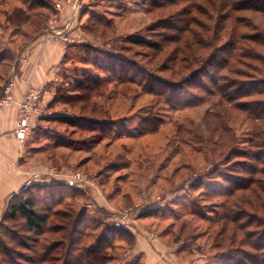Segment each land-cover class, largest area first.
Returning a JSON list of instances; mask_svg holds the SVG:
<instances>
[{"label": "rangeland", "instance_id": "rangeland-1", "mask_svg": "<svg viewBox=\"0 0 264 264\" xmlns=\"http://www.w3.org/2000/svg\"><path fill=\"white\" fill-rule=\"evenodd\" d=\"M36 1L0 0V49L7 50L13 37L15 42L25 39L26 28L7 23L6 9L14 4L33 14L31 36L52 29L69 31L68 37L74 38L52 87L55 93L49 107L39 89L30 88L25 94L36 89L44 110L32 115L24 139L30 147L25 155L33 156L27 166L47 171L43 178L54 176L85 191L68 190L63 205L57 204L53 212L86 210L78 225L91 235H99L111 223L125 226L130 234L124 233L127 241H116L112 264H235L239 252H252L249 245L261 242L259 233L264 229L258 224L264 218L260 209L264 173L252 176V189L262 187L255 196L248 188L232 198L220 194L241 177L238 169L248 162L241 153L253 155L259 150L252 143L264 141V120L253 119L240 108L239 100L220 98L205 73L187 79L229 40L220 31V15L227 13L228 1L227 21L230 27L238 25L239 33H252L248 23L260 24L263 14L239 10L240 6L233 9L240 0H72L69 12L68 0H42L34 5ZM81 3L85 5L77 16ZM62 25L63 29L57 28ZM140 39L156 42L158 47L133 42ZM177 56L192 64L175 65L171 59ZM246 61L251 68L238 70L237 66L240 72L226 70L224 75L236 81L260 76L255 68L262 65ZM146 80H153L158 88L154 90ZM199 80L217 93L200 90L195 84ZM162 81L165 84H158ZM8 88L0 99L9 91L13 102L2 106L18 103L19 108L25 96L17 101L13 85ZM79 89V95L90 92L89 100L77 97ZM102 122L109 123L106 130ZM249 165L264 169V163ZM46 184H31L24 193L36 197L40 211L51 205L45 192L50 189L41 188ZM229 203L238 204L232 208L240 211L236 222L221 219ZM24 222L20 216L2 215L0 251L15 247L19 256L11 260L0 256V264H30L29 260L38 259L34 251L44 238L57 237L50 233L51 226L40 234L27 231ZM9 238L22 243L15 245ZM50 258L44 264H63Z\"/></svg>", "mask_w": 264, "mask_h": 264}, {"label": "trees", "instance_id": "trees-1", "mask_svg": "<svg viewBox=\"0 0 264 264\" xmlns=\"http://www.w3.org/2000/svg\"><path fill=\"white\" fill-rule=\"evenodd\" d=\"M41 2L43 3L42 0H37L36 2H34V5H37V3ZM230 4L231 3L228 1V4L226 5L229 8L227 13H222L220 15L221 36L225 34L226 36H228L229 40L222 43V45L220 46V50H218L216 54H213V58H208L207 62L203 64L199 68V70L191 73L187 80L197 76L198 74L205 73L208 81L214 84L219 90L218 92H220V98H224L228 102L237 99L242 105L240 106V108L243 111L248 112V114L253 119L264 120V97L254 99V96L256 95L264 96V19L258 25L253 22L250 23L251 25L248 23L247 26L249 27V29L251 27L252 33H239V26L233 24L230 27V23L229 21H227L230 17L228 15L230 13ZM233 4L234 6H231L233 9L234 7L240 6L239 10L259 11L264 16V0H240L238 2L235 1ZM34 5L31 4L29 6V9L32 10L34 8ZM26 11V9L18 7L14 8L11 12L6 11L5 16L8 23L20 26L25 24L26 22L31 21L33 19V14H31V11L29 13H27ZM235 19L236 21H241L240 17H235ZM133 42L137 44L148 45L149 47L153 48L158 47V44L156 42H148L142 39L133 40ZM178 49L181 48H177V50ZM4 53V51L0 53V61L5 59ZM246 59L259 62V64L262 65L261 68H259L258 66L257 68H255L256 73L260 76L253 77L247 80L244 79L236 81L224 75V72L226 70H231L234 73L240 72L237 71V66L238 70L241 66L251 68V63H248ZM171 60H174L175 65L182 63V61L186 63L185 65L180 64V67H188L187 64H192L191 60L186 58L182 59L178 56ZM211 69L215 71L217 70L216 72L220 74V76L212 75ZM203 82V80H199L198 82H195V84L202 91H207L212 95L217 93L215 91H209L207 85H205ZM149 83L153 89L158 88V85H154L155 82L153 80H150V82L146 80L145 84L148 85ZM158 84L161 85L165 83L162 81ZM171 87L175 88V86ZM84 89L86 90L88 88L84 87ZM153 89H150V91L154 93L155 89ZM77 92H79L76 93L78 94L77 97L79 99L86 101L85 99L87 98L89 100L90 92H88V94L86 95H79L82 92L81 89H79ZM86 92L87 91H85V93ZM173 100L179 101V99L176 97ZM221 102L222 101H220V103ZM105 122L99 123L103 130H106V128H108L105 126L109 123ZM253 132L256 136L255 138L257 139L259 137L258 135H256L257 132ZM256 141L257 140H254V143H252V145L259 148V150L254 152L253 155L250 152L241 153L242 156L248 159V162L245 163L244 167L242 169H238L239 173L241 172L242 175L241 177H238V180L234 183L233 187H227L225 189L226 192L224 190L225 193H221L220 195L232 198L238 191L242 189H252L251 183H255V178L252 177L254 172L264 173V169L263 171H260L257 170V168H255L254 166L252 167V165H249L251 161L256 163L258 162L260 164L264 163V141ZM227 182H231V180ZM28 188L29 186L12 195L6 213L10 214V217L12 219H15L19 216L24 218V226L29 232L44 234L46 233V227L51 226L50 233L57 235V237L48 235L44 238V243L34 251L38 259L29 260L28 262L30 264H44L48 260V257L52 258L49 259L51 261L63 260V264H112L114 259L112 251L115 249L116 241H127L126 239H124V237H127V235H124V233L129 232L130 234V231L125 226H123L119 222L111 223V226L106 225L108 227L104 228L102 232L99 233V235H91L90 233H87V230L83 231V229H81L78 225L81 222V219L86 216V210L83 209V211H79L76 214L71 210L62 211L58 209L57 211L53 212V210H56L54 208L57 204L58 206L63 205V195L65 196L67 192H70L68 190H71V192L76 194L82 193L80 189H77L73 185H68L62 182H59L57 184L42 185V190L45 191L46 189H50V192H45L47 194L46 200L47 202H51V205H48L47 203L45 205V209L43 211H40L37 205L36 197L33 195H24ZM259 190H262L261 185H259ZM259 190L258 187H253L251 195H257L256 193L259 192ZM31 191H34L32 187ZM262 192H264V189L262 190ZM18 194H21L19 195V199L17 197ZM57 194H60L59 197H57ZM237 205L238 204L236 203L232 204V206L231 203L226 204L224 207L225 212L221 219H223L224 221L232 220L233 222H236L237 216L240 215V211H234L232 208H234V206L237 207ZM260 209H263L264 211V206H261ZM231 214H234L236 216ZM258 224L264 226V218H259ZM70 225L72 226L71 231H69V227H71ZM259 234L262 238L260 240L261 242L256 241V243L250 244L249 246H251L252 251L250 253L239 252V261H236L235 264H264V229ZM9 240L11 241V243L15 242V245H19L20 242L22 243V241L16 242V239L13 238H9ZM6 250L2 249V251H0V256L6 257L8 259H10L12 256H19V254L16 253L15 247L13 249H10V252ZM54 252L57 256L56 258L58 259H53ZM10 260H8L7 262H9ZM10 264L16 263L11 261Z\"/></svg>", "mask_w": 264, "mask_h": 264}, {"label": "crops", "instance_id": "crops-1", "mask_svg": "<svg viewBox=\"0 0 264 264\" xmlns=\"http://www.w3.org/2000/svg\"><path fill=\"white\" fill-rule=\"evenodd\" d=\"M71 1L68 0L67 10L73 9ZM84 5L81 3L77 16L81 15ZM16 7L23 8V5L14 4L6 11L11 12ZM64 10L62 9L60 13L63 14ZM31 22L32 20L22 25L26 28L24 40L17 39L15 42L13 37L9 40L10 47L7 50L0 49V53L5 52V59L0 61V97L6 93L10 85H13V93L17 101L21 100L30 88H37L42 93L45 105L49 107L55 93L52 92V87L60 78V65L75 42L71 37L69 41H63L60 30L56 32L51 31L52 29L42 30L31 36L29 28ZM63 27L62 25L57 28L63 29ZM67 32H65L66 35L70 34L69 31ZM16 44L19 45L16 46ZM17 104L0 106V219L8 209L12 195L31 184L63 182L72 185L54 176L43 178L44 174H48L47 171H34L31 166H27L29 161L33 160V156L25 155L27 148H30L27 140L21 142L14 132ZM35 123L37 124L38 120ZM19 144H23L20 149ZM73 186L80 189L82 193L85 192L83 188ZM90 206V204L87 205V207Z\"/></svg>", "mask_w": 264, "mask_h": 264}, {"label": "built area", "instance_id": "built-area-1", "mask_svg": "<svg viewBox=\"0 0 264 264\" xmlns=\"http://www.w3.org/2000/svg\"><path fill=\"white\" fill-rule=\"evenodd\" d=\"M57 6L60 7V4H57ZM60 36L63 41H69V37L65 34L64 31L60 33ZM12 102L13 97L9 93V91L7 92L4 98L0 99L1 106L9 105ZM43 111V106L40 103V93L36 89L30 90L29 93L25 96V98L21 102H19V108L14 129L17 138L23 141L27 137V135L29 134L30 127L32 125V115H40L43 113ZM77 177L82 178L81 174H78Z\"/></svg>", "mask_w": 264, "mask_h": 264}]
</instances>
